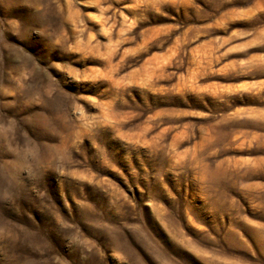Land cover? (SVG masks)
Returning a JSON list of instances; mask_svg holds the SVG:
<instances>
[{
    "label": "rangeland",
    "instance_id": "rangeland-1",
    "mask_svg": "<svg viewBox=\"0 0 264 264\" xmlns=\"http://www.w3.org/2000/svg\"><path fill=\"white\" fill-rule=\"evenodd\" d=\"M0 264H264V0H0Z\"/></svg>",
    "mask_w": 264,
    "mask_h": 264
}]
</instances>
